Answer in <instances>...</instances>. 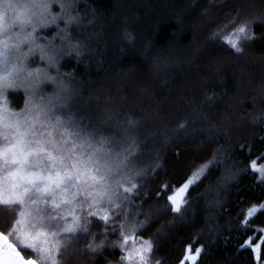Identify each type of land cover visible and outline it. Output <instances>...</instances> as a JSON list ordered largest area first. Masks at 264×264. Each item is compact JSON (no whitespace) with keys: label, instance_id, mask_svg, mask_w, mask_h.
Wrapping results in <instances>:
<instances>
[{"label":"trees","instance_id":"1","mask_svg":"<svg viewBox=\"0 0 264 264\" xmlns=\"http://www.w3.org/2000/svg\"><path fill=\"white\" fill-rule=\"evenodd\" d=\"M65 2L75 46L59 70L73 95L57 110L105 151L118 189L137 184L127 207L150 262L181 264L200 250L194 264H264V209L243 220L264 203V179L250 167L264 161V0ZM239 24L254 38L236 51L217 32ZM9 98L20 106V92ZM205 164L174 211L168 197ZM16 217V206L0 204L2 232ZM104 227L92 215L68 234L64 263L115 264L118 248L90 245Z\"/></svg>","mask_w":264,"mask_h":264},{"label":"rangeland","instance_id":"2","mask_svg":"<svg viewBox=\"0 0 264 264\" xmlns=\"http://www.w3.org/2000/svg\"><path fill=\"white\" fill-rule=\"evenodd\" d=\"M66 4L65 0L0 3V12L6 14V20L0 22L6 24L0 27V201L8 200V205L17 207L16 220L5 234L13 228L19 229L17 235L43 233L33 241L41 251L29 249L31 257L39 264H65L61 254L66 236L85 229L93 215L105 224L100 238L91 237L90 245L95 250L109 243L120 251L115 264H152L151 243L137 234L140 225L127 207L128 196L137 184L118 189L116 179L111 182L102 168L108 172L105 151L97 150L57 110L67 111L73 95L59 70L63 55L71 50V45L75 46L66 39V27L73 22V16L65 11ZM20 12L21 19L14 21L12 18ZM240 27L246 28L239 24L217 34L235 41L239 47L249 33L247 28L245 34L239 33ZM11 92L22 94L18 108L9 98ZM253 161L258 167L264 166V161ZM206 167L207 164L200 166L189 179L197 181ZM57 178L61 181L59 187L54 182ZM45 186L51 188L50 193L37 191ZM184 202L185 193L181 205ZM252 207L264 209V203L249 205L246 214ZM256 213L245 215L244 222H250ZM67 228L73 230L65 231ZM10 242L15 244L11 236ZM145 248L149 250L144 251ZM16 249L21 252L18 245ZM198 257L195 261L185 259L181 264H194Z\"/></svg>","mask_w":264,"mask_h":264},{"label":"snow or ice","instance_id":"3","mask_svg":"<svg viewBox=\"0 0 264 264\" xmlns=\"http://www.w3.org/2000/svg\"><path fill=\"white\" fill-rule=\"evenodd\" d=\"M4 0H0V3H3ZM23 15L22 12L17 13L16 16H14L12 19L14 21L20 20L21 16ZM6 20V14L3 12H0V22H4ZM0 27H6V24L0 23ZM238 32L241 34H245V28L240 27L238 29ZM254 38L251 34H245L244 39L250 40ZM231 46L236 50L240 51V48L237 46V43L235 41H230ZM258 159H264V156L258 157ZM250 167L253 171L261 173V179H264V166L258 167L257 163L253 161L250 164ZM39 177H37L38 179ZM51 180L52 178H47ZM95 179V177H93ZM31 182V181H30ZM56 183V186L59 187L60 180L59 178L54 181ZM193 183V179H189L183 186L179 187L178 189H174V193L168 197L170 203L174 205V211H180L181 201L183 198L184 193L186 192L189 185ZM164 187H167L166 185ZM37 191L43 192V193H50L51 188L48 186H45L43 189H37ZM2 204H9L11 203L8 200L0 201ZM55 207H59V204H54ZM261 209H258L256 207H252L248 212L247 216L251 217L254 213L259 211ZM106 219V218H105ZM22 223V221L17 222ZM72 228H67L65 231H72ZM19 229L13 228L12 232L10 234H0V264H36V261L34 260H26L23 256L20 255V251L16 250V246L18 245L20 247L21 251L26 252L28 255H31L32 252L29 251V249L41 251L37 249L36 244L33 242L36 239L39 238V236L44 235L43 233H37L35 236L29 235L28 233L21 232L19 235H17V232ZM10 236L15 241V244L10 242ZM150 248V245H149ZM149 248H145L144 251H148ZM190 252V250H189ZM139 254V252H137ZM199 255V252L197 251L196 254H189L185 257L187 260L195 261L197 256ZM40 257H38L39 259ZM143 259V256L140 257ZM128 259H132V257H128Z\"/></svg>","mask_w":264,"mask_h":264},{"label":"water","instance_id":"4","mask_svg":"<svg viewBox=\"0 0 264 264\" xmlns=\"http://www.w3.org/2000/svg\"><path fill=\"white\" fill-rule=\"evenodd\" d=\"M0 234H5V233L0 230ZM0 244H2V242H0ZM16 250L19 251L18 249H16ZM20 255L23 256V254L21 252H20ZM25 259L26 260H34V261H36V264H39V262L35 258H33V257H29V258H25Z\"/></svg>","mask_w":264,"mask_h":264},{"label":"bare ground","instance_id":"5","mask_svg":"<svg viewBox=\"0 0 264 264\" xmlns=\"http://www.w3.org/2000/svg\"><path fill=\"white\" fill-rule=\"evenodd\" d=\"M56 35V34H55ZM57 36V35H56ZM86 116V115H85ZM85 120V119H84ZM247 215V214H246ZM120 218V216H118ZM249 219V218H248ZM246 220V219H245ZM246 224V223H245ZM247 225V224H246Z\"/></svg>","mask_w":264,"mask_h":264}]
</instances>
